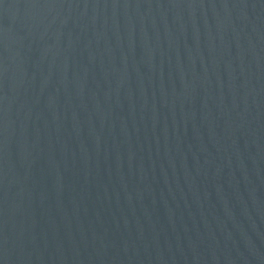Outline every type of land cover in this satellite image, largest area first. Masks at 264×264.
Returning <instances> with one entry per match:
<instances>
[{
    "label": "water",
    "instance_id": "95a60500",
    "mask_svg": "<svg viewBox=\"0 0 264 264\" xmlns=\"http://www.w3.org/2000/svg\"><path fill=\"white\" fill-rule=\"evenodd\" d=\"M0 264H264V0H0Z\"/></svg>",
    "mask_w": 264,
    "mask_h": 264
}]
</instances>
